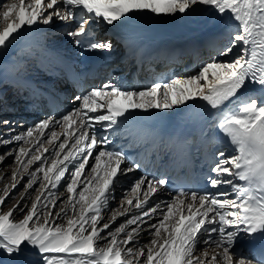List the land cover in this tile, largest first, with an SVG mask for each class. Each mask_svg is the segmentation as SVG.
<instances>
[{"label": "snow or ice", "instance_id": "obj_1", "mask_svg": "<svg viewBox=\"0 0 264 264\" xmlns=\"http://www.w3.org/2000/svg\"><path fill=\"white\" fill-rule=\"evenodd\" d=\"M198 9L226 42L195 74L143 89L109 81L71 97V109L58 116L20 133L11 127L0 132V147L12 146L0 155V164L13 157L14 166L0 192V255L12 264H264V247L249 255L237 246L238 240L264 239V0H5L0 3V53L33 27L57 21L69 28L67 36L83 52L111 53L113 41L97 36L93 25L132 28L142 15L183 17ZM148 55L131 44L125 53L138 70ZM13 71L12 85L0 78V102L5 86L19 94L32 85L23 61L13 62ZM189 102L207 113L208 122L198 132L201 144L222 139L206 159L203 190H182L146 207L168 180L145 175L101 223L109 199H115L118 177L142 167L133 161L122 168L128 153L101 146L127 133L132 143L144 137L153 150L167 149L171 139L145 132L140 113L182 111ZM175 143L180 158L190 163L193 138ZM22 182L19 199L4 211ZM129 213L112 228L118 216ZM141 233L149 237L143 244Z\"/></svg>", "mask_w": 264, "mask_h": 264}, {"label": "bare ground", "instance_id": "obj_2", "mask_svg": "<svg viewBox=\"0 0 264 264\" xmlns=\"http://www.w3.org/2000/svg\"><path fill=\"white\" fill-rule=\"evenodd\" d=\"M93 26L97 27L99 30L103 29L104 35H106L105 32L107 30H111V29L107 28L106 26L99 24V23H97ZM66 28L67 27L63 26L64 30H66ZM122 29L123 28L118 29V30H114V31L118 32V31H122ZM130 29L141 30L143 32V34H142L140 41L149 40L151 45L160 44L159 45L160 49L164 46L165 42L179 43V41L184 39V38H190V39L195 40V39H199V38L208 37L210 35H213L215 39L217 36L219 38H221L220 43H219V45H221V46H223L224 43L226 42L225 39L222 37L221 30L218 28V26L212 20L208 19L207 13H204L200 9H198L196 12L192 13L189 16H183V17L180 15H177L175 17L164 16V15L156 16L153 14L142 15V16H139L137 18L136 24ZM60 31H61V29H60ZM67 31H69V28H67ZM44 33H45V30L41 25L35 26L30 31H26L20 39H18L16 42H14L13 46H11L10 48H8L7 50H5L3 52L5 55V58L7 59L8 62L4 61L5 58L0 59V61L3 62L2 67H0V78L4 79L5 85H12L13 81L16 78V74L13 71V62H17L21 58H22V60H25L21 56L23 54H21L22 52L19 51V46L22 45V47H24L25 44H27L29 42L34 44V41L37 39L39 40V37L41 39L43 38ZM55 36H57V34L56 35L54 34V38H55ZM71 41H72L71 38L68 37L66 40L67 44H65V43L64 44H58L54 40H51V41L49 40V42H50L49 44H51V47H53V48H55V47H57L59 49L64 48L67 51V52L65 51L66 53L71 54L74 51V47L72 46ZM65 52L63 51V53H65ZM217 52H213L210 55V52L205 53V54H201L202 53V51H201L200 52L201 55H199L197 58H195V59L186 58L180 64H174V65H166L165 63H162L161 61L155 62L154 60H152L145 66L144 72H141V74L140 73L135 74L134 77H132L133 72H131V71L129 72V71L124 70L123 65L119 63L118 57H117V59L106 60L104 63H102V65L98 66L97 73H99L100 75H99V77H97L95 80H93L91 82V86H92L91 88L97 87L96 80H99L100 78H102V76L110 77L107 80H110V81H112L118 85H121V87H122L123 83H125L127 80L130 83V81H133V79H135V78H139L140 80L142 78L146 79V77L149 74L168 76L170 73H172L171 75L173 77H184V76L193 75L199 70V66L203 63L202 61H204L205 63L208 62L213 56H215L217 54ZM105 54L106 53H90L89 52V53H86V55H84L83 57L84 58H90L93 60H100L103 58V56H105ZM17 58H18V60H17ZM217 58L218 59H226L225 57H217ZM228 59H230V57ZM118 65L122 68H120L118 72L113 71L112 67L118 66ZM184 66L188 67L186 71L182 69ZM26 67H27V74L29 77L31 76V74L37 73L36 69L31 68L30 65L26 64ZM133 67H132V69H133ZM171 67H173V68L171 69ZM145 85L146 84H137L131 88H129L128 86H124L122 88L143 89V88H145ZM98 87H99V84H98ZM7 88H10V87L5 86L3 88V98H2V102H0V109L2 108V110H6V111L12 110L13 112H15L16 110H19L23 114L26 111H29L28 108L25 107L24 100L21 99V97H19L20 93L17 94V92L12 87V89L10 88L9 95L7 96V92H5ZM7 97H8L9 101L6 103ZM70 101H72V100H70ZM70 101H68V102H70ZM189 104H190V106L183 108L182 111H177L176 109H173L170 111H164L162 113L170 114V115H179V114H181V112L189 110L193 105H195L197 103L189 102ZM63 105H64L63 108L65 110H68V106L65 104H63ZM72 106L73 105L71 104L70 107H72ZM16 114L17 113L15 112V115ZM23 122H24V120H23ZM2 131H4V130H0V132H2ZM57 131H60V129H58ZM108 134H110V133H108ZM107 146H104V148H107ZM95 154L96 153H94L93 155H95ZM127 167H130V166L127 165L126 163H124L122 165V168H127ZM127 174H128V177H126L127 175H124V176L120 175L117 179V182L119 181L120 184H122V183L131 184L132 182H134V181L138 180L140 177H142V175L138 172L136 173V171L129 172ZM130 174H132V175L134 174L135 176H132ZM5 178L3 177V179H0V183L5 182V180L8 177L6 179ZM115 188L116 187H114V191H115ZM170 197H172V196L167 195L166 192L162 189L152 197V203H149L146 207L153 206L152 205L153 203L162 204L163 202L168 201ZM106 210L107 209L105 208L103 215L105 214ZM114 210H116V209H114ZM5 211H7V209ZM129 214H130L129 216H122L123 218L120 217L122 219V223L127 218H129L132 213H129ZM18 215H20V214L19 213L16 214V217H15L16 220H18L17 219ZM132 227H135V226H132ZM102 235H104V233H102ZM142 236H143V233H141L140 237H142ZM250 244H251L250 241L243 239V240L238 241L237 246L242 248L244 250L245 254L250 255V252H249ZM23 259L27 260L28 257H24ZM0 264H12V260L10 258H8L7 256L0 255Z\"/></svg>", "mask_w": 264, "mask_h": 264}, {"label": "rangeland", "instance_id": "obj_3", "mask_svg": "<svg viewBox=\"0 0 264 264\" xmlns=\"http://www.w3.org/2000/svg\"><path fill=\"white\" fill-rule=\"evenodd\" d=\"M1 2L0 3H3L5 2V0H0ZM44 30H45V33L43 34V38L41 39L39 37V40H35L34 41V44H32L31 42L25 44L24 47H22V45L19 46V51H21L23 55H21L23 57V59L25 60H22V58L20 60H17L18 61H23L25 64L27 65H31V61L34 60L33 56L30 55V52H29V49L32 48L34 50L35 48V45L37 44H47L48 46H51V44H49V40H54L56 41L58 44H67L66 40L68 38L67 36V28L66 30L63 29V25L61 24V22L57 21L56 24L54 25H43V24H40ZM2 23H0V27H2ZM61 29V31H60ZM52 34V35H51ZM54 34L57 36H55L54 38ZM53 36V37H52ZM66 36V37H65ZM42 40V41H41ZM39 41V42H38ZM64 41V42H63ZM38 42V43H37ZM55 42V43H56ZM36 43V44H35ZM61 50V49H60ZM64 50V48H63ZM66 50V49H65ZM30 55V56H29ZM5 58V55L4 53H0V59H4ZM4 61H7V59L5 58ZM8 62V61H7ZM30 62V63H29ZM34 62V61H33ZM204 62V61H202ZM173 67H171L172 69ZM200 68V66H199ZM104 73V72H103ZM103 75V74H102ZM110 77L108 76H102V78H100L99 80H96V85L98 87V84L99 86L103 83H106V82H109L110 80H107L109 79ZM100 82V83H99ZM150 85V84H149ZM148 85V86H149ZM121 87V85H119ZM145 87H147L145 85ZM12 89V87H10ZM10 88H7L5 92H7V90H10ZM9 95V92H7V96ZM72 100V99H71ZM8 97H7V100H6V103L8 102ZM70 101V100H69ZM73 103V101H70V102H66L65 105L68 106V110H70L71 108H69L71 106V104ZM11 109V108H10ZM29 110V109H28ZM8 112V113H7ZM15 112L17 113L15 115ZM15 112H13L12 110H9V111H6V110H2V108L0 109V121H3V120H9L11 121L12 123L9 124V125H3V124H0V130H5L6 128H14L15 129V132L16 133H20V132H23L25 129H27L28 127H31L33 126L35 123L39 122L40 120H43L45 118H47L49 114H43L42 117H38L36 118L35 115L33 113H28L29 111H26L24 114L21 113L19 110H16ZM31 112H36V111H31ZM13 116V118H16V116H19V119L16 118V119H12L11 117ZM35 117V118H34ZM34 118V119H33ZM24 120V122H23ZM19 124V125H18ZM22 125V126H21ZM31 125V126H30ZM59 128H57L58 130ZM22 130V131H21ZM47 147V145H45ZM12 146L9 145V146H2L0 147V155H2L5 151L8 150V148H11ZM102 148H104V146L102 145L101 146ZM95 153V152H94ZM93 153V154H94ZM91 163H94V160H90V164ZM13 157H8L7 159H5L3 161L2 164H0V173L3 174V177L6 179L5 182H1L0 183V192H2L3 188H4V185L9 183V180H10V176H11V172L13 171ZM137 173V172H136ZM127 175L126 177H128V174H125ZM132 175V174H130ZM124 176V175H123ZM132 176H135L134 174ZM27 178H25V181H26ZM130 179V178H129ZM135 182V181H134ZM132 182L131 184H126V183H122L120 184V182L116 181L115 183V191L113 193L115 199H109L108 201V206L106 207V211H105V214H104V220L101 221V223H104V222H107L110 220V217L113 213V211H116L120 208V204H121V201L122 199L128 194L129 192V189L131 188L132 184L134 183ZM63 181H62V185H63ZM23 187H24V182H22L20 185H18L17 189L15 190H12V193H11V196H10V199H8L6 201V204H7V207H11L13 202L15 203L18 199H19V193L23 191ZM60 193H63L64 189L63 187L61 186V188L58 190ZM116 193V194H115ZM36 193L35 192H32V196H34ZM149 203H152V198L150 199ZM153 206L156 205V203H153L152 204ZM7 207H4L3 210L5 211L6 209H8ZM109 207V208H108ZM116 209V210H114ZM130 214H128L129 216ZM123 218L122 216H118L115 223L112 224V228H116L119 226L120 223H122V219ZM17 219L19 220L20 219V215H18ZM149 240V237L146 233H143V236L139 238V242L141 244L147 242ZM239 241V240H238ZM103 243V241H101V244ZM31 257H28L27 260H30Z\"/></svg>", "mask_w": 264, "mask_h": 264}]
</instances>
